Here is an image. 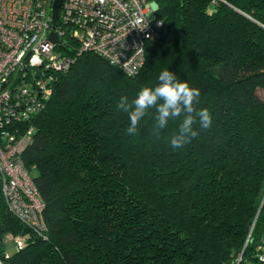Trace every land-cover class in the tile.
Instances as JSON below:
<instances>
[{"label": "trees", "instance_id": "16d2710c", "mask_svg": "<svg viewBox=\"0 0 264 264\" xmlns=\"http://www.w3.org/2000/svg\"><path fill=\"white\" fill-rule=\"evenodd\" d=\"M156 16L137 73L74 48L56 73L22 153L46 228L0 192V264H264V0H158ZM164 70L212 115L176 150L179 121L154 135L153 109L129 135L115 110Z\"/></svg>", "mask_w": 264, "mask_h": 264}, {"label": "built area", "instance_id": "2783aa9c", "mask_svg": "<svg viewBox=\"0 0 264 264\" xmlns=\"http://www.w3.org/2000/svg\"><path fill=\"white\" fill-rule=\"evenodd\" d=\"M52 4L0 0V192L7 208L37 233L46 228L44 200L22 153L34 131L30 117L49 99L56 73L70 67L74 48L135 74L161 25L158 0H61L55 20Z\"/></svg>", "mask_w": 264, "mask_h": 264}, {"label": "clouds", "instance_id": "9594fccd", "mask_svg": "<svg viewBox=\"0 0 264 264\" xmlns=\"http://www.w3.org/2000/svg\"><path fill=\"white\" fill-rule=\"evenodd\" d=\"M157 79L154 87L141 88L132 99L121 96L115 110L128 115L129 135L138 132L140 121L153 109L154 135L167 128L169 121H179L177 130L170 138V145L174 150L181 149L199 135L197 125L204 130L212 126V115L206 107L197 110L201 96L199 88L178 80L169 70L160 72Z\"/></svg>", "mask_w": 264, "mask_h": 264}, {"label": "water", "instance_id": "95a60500", "mask_svg": "<svg viewBox=\"0 0 264 264\" xmlns=\"http://www.w3.org/2000/svg\"><path fill=\"white\" fill-rule=\"evenodd\" d=\"M61 4V0H53V4H52V20H55L57 17V10L58 7ZM50 38L52 39H56L55 34L54 33H50Z\"/></svg>", "mask_w": 264, "mask_h": 264}, {"label": "rangeland", "instance_id": "374dc122", "mask_svg": "<svg viewBox=\"0 0 264 264\" xmlns=\"http://www.w3.org/2000/svg\"><path fill=\"white\" fill-rule=\"evenodd\" d=\"M13 244H14V240H10L7 245H13Z\"/></svg>", "mask_w": 264, "mask_h": 264}]
</instances>
